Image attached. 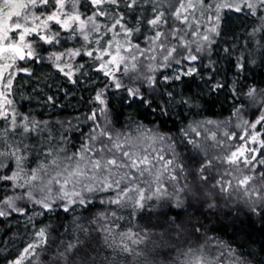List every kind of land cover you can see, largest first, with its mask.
<instances>
[{"label": "snow or ice", "instance_id": "snow-or-ice-1", "mask_svg": "<svg viewBox=\"0 0 264 264\" xmlns=\"http://www.w3.org/2000/svg\"><path fill=\"white\" fill-rule=\"evenodd\" d=\"M229 14L244 18L242 38H226ZM257 58L264 0H0V220L21 218L25 233L0 240L3 264H250L196 213L264 220V88L245 83ZM189 78L199 91L185 99ZM97 79L83 119H37L18 103L34 98L28 81L51 111L60 105L41 84L67 97ZM226 87L231 114L191 120L179 138L155 122L121 131L111 118L113 89L157 115L177 104L201 115V101ZM59 212L70 224L53 227Z\"/></svg>", "mask_w": 264, "mask_h": 264}, {"label": "trees", "instance_id": "trees-1", "mask_svg": "<svg viewBox=\"0 0 264 264\" xmlns=\"http://www.w3.org/2000/svg\"><path fill=\"white\" fill-rule=\"evenodd\" d=\"M244 23V18L240 15L229 14L226 23L223 25L224 30L228 33L226 38L231 41L234 34L240 35L242 38V25ZM224 66L226 69L228 68L227 62H225ZM37 67L39 68V66ZM39 71L41 76L51 75L54 78L56 77V74L47 68H39ZM89 75L91 76L93 73L90 72ZM226 75L230 78L232 72L230 70L226 71ZM32 83L35 82L28 81L24 89V95L34 98L19 100V106L22 111L32 112L37 119L50 120L53 118L67 119L75 116H80L83 119L82 114L95 107L94 104L89 102V97L94 94V88L100 85L102 81L97 79L94 84H82L75 89L72 95L67 97L63 93L56 91L55 85L52 88H47L41 84L40 86L47 94L51 95L55 92L56 103L60 105V107H55L51 111H49L51 106L44 104V97L31 91ZM245 83L264 88V64L260 62L259 58H257L256 64L249 66ZM56 84L67 88L70 92L73 91L72 86L66 85L63 79H56ZM199 84L200 81L194 78H189L184 82V86L181 88V91L185 92L184 98L187 99L188 96L199 91ZM125 95L123 88L113 89L108 94L112 112L111 118L117 129L123 131L126 128L134 127L136 122H142L148 127H153V122H155L160 131L171 133L174 138L181 136V130L185 129L191 120H223L231 114L234 103L226 87L218 94L206 98L207 102L201 101L202 107L196 110L201 112V115H195L193 110L186 109L180 104L175 107V115H157L138 103L131 106L124 103ZM177 100H179V97H177ZM246 118L251 119L252 117L248 116ZM189 163L195 166L194 161H189ZM220 203L223 202L221 201ZM237 207L242 206L238 205ZM159 211H167V209L161 207L156 213H149L148 215L153 217L152 223H156V216L159 215ZM176 211V209H172V214ZM205 213L207 214V219H204ZM84 214L87 215V212ZM14 219L19 220L20 223H13L10 228L6 226L5 221L0 220V240L8 239L10 241L13 236H17L18 239L24 236L23 220L19 217H14ZM42 219L48 222L47 217ZM196 219L204 221L209 236L225 242L236 252L243 253L250 261V264H264V220H261L258 216H253L246 210L231 212L230 209L221 210L218 208L212 211L202 209L196 213ZM50 222L53 227L70 224L71 216L67 213L59 212L51 217ZM136 223L147 226L149 221L141 219L138 214ZM4 247L9 248V253L15 252V249L10 247V243L5 244ZM17 247H22V244L18 243ZM9 253H5V255H9ZM0 264H3L2 260H0Z\"/></svg>", "mask_w": 264, "mask_h": 264}, {"label": "rangeland", "instance_id": "rangeland-1", "mask_svg": "<svg viewBox=\"0 0 264 264\" xmlns=\"http://www.w3.org/2000/svg\"><path fill=\"white\" fill-rule=\"evenodd\" d=\"M230 166H228V165H224V166H222V168L223 169H227V168H229Z\"/></svg>", "mask_w": 264, "mask_h": 264}]
</instances>
